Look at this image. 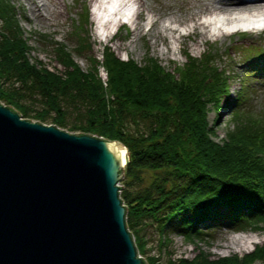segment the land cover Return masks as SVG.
<instances>
[{"label": "trees", "instance_id": "obj_1", "mask_svg": "<svg viewBox=\"0 0 264 264\" xmlns=\"http://www.w3.org/2000/svg\"><path fill=\"white\" fill-rule=\"evenodd\" d=\"M84 10L74 33L76 53L91 58L88 69L57 42L52 47L63 69L53 70L41 59L31 60L32 45L15 2L0 0V100L30 119L126 145L120 196L138 253L148 252L150 227L159 235L158 253L143 257L149 264H264V241L243 256L210 258L200 250L190 258L175 257L173 251L161 255L173 232L195 241L221 227L264 229V111L251 110L250 104L242 108L256 88H247L245 80L234 101H228L243 111L245 121L217 140L209 104L219 108L228 97L229 75L211 67L215 57L185 51V63L167 68L152 55L139 63L104 45L100 60L86 52L94 47L79 30L90 24L88 7ZM245 56L250 62L264 58V49L247 48ZM262 72L255 64L239 78L253 80ZM31 101H38L35 112Z\"/></svg>", "mask_w": 264, "mask_h": 264}, {"label": "water", "instance_id": "obj_2", "mask_svg": "<svg viewBox=\"0 0 264 264\" xmlns=\"http://www.w3.org/2000/svg\"><path fill=\"white\" fill-rule=\"evenodd\" d=\"M127 153L0 101V264H149L120 196Z\"/></svg>", "mask_w": 264, "mask_h": 264}, {"label": "rangeland", "instance_id": "obj_3", "mask_svg": "<svg viewBox=\"0 0 264 264\" xmlns=\"http://www.w3.org/2000/svg\"><path fill=\"white\" fill-rule=\"evenodd\" d=\"M13 1L24 36L29 38L32 45V50L29 53L32 61L41 59L53 70L63 69V65L57 60L56 51L53 49L57 45L56 43L60 42L68 46V49L73 52L75 60L80 63L83 69L87 70L91 58L88 57L89 55L76 53L78 36L74 33L75 27L79 28L77 22H82L85 13L84 7L87 6L90 24L88 23L89 25L85 29L88 33L84 28L79 30L90 36L94 47L86 52L95 55L100 60L103 59L104 45L111 47L120 58H133L139 63H143L148 56L152 55L167 68L185 63L187 61L185 51H189L194 56L210 55L215 57L216 61L211 67L216 65L217 70H221L224 75H229L228 97L222 98L219 108L209 104L208 120L216 129L215 138L217 140L225 137L228 130L236 128L239 121H245L243 111L234 110L228 103V101L233 102L238 96L245 80L249 82L247 88L255 87L256 89L249 94L250 101L246 100L243 103V110L246 109V105L250 104L251 110L261 109L264 111V72L258 73L257 78L253 80L239 78L249 66L253 67L256 64L264 69V58L254 59L250 62V60H246L245 56L247 48L254 46L261 50L264 49V30L258 35H249L245 31H239L224 39L202 38L201 29L194 28L193 22L190 20V17L195 13L201 15V0H123L120 12L123 11L126 14L121 16L118 26L111 28V33L108 35L106 34L107 30L103 34H100L99 31L103 29L102 22L111 19L113 0L105 2L102 7H105V10L98 8V0H61L60 6L56 5L53 0H40V4L46 3V6L42 5L44 17L38 14L32 0ZM59 8L61 9L60 15L57 14ZM138 11H140L139 15ZM176 18L187 22L173 21L172 24L179 30L174 33L165 31L164 25ZM153 19H155L154 22ZM254 50L256 49L254 48ZM99 74L104 80L107 79L106 70L102 65L99 66ZM16 84H18L17 81ZM0 101L10 105L4 100ZM36 102L38 101L29 102L33 106L30 109L31 112L36 111L35 109L38 107ZM236 231L255 232L260 240L243 247L227 246L226 241ZM170 236V242L163 245L161 254L163 256L166 255V252L173 251L175 257L190 258L200 250L209 254L210 258H218L233 254L243 256L245 253L251 252L255 246L263 243L264 229L259 228L255 231L252 228L236 230L221 227L217 228L208 239L195 241L187 240L182 234L176 232L171 233ZM146 239L148 252L140 255L146 257L147 254H157L160 249L159 235L153 226L148 229Z\"/></svg>", "mask_w": 264, "mask_h": 264}, {"label": "bare ground", "instance_id": "obj_4", "mask_svg": "<svg viewBox=\"0 0 264 264\" xmlns=\"http://www.w3.org/2000/svg\"><path fill=\"white\" fill-rule=\"evenodd\" d=\"M98 1V8L105 10V7H102L105 2L110 0ZM113 1L111 19H107V22H102L101 27L103 29L99 31L100 34H103L106 30V34H110V29L116 27V25L118 26L121 16L126 14L123 11L120 12L123 0ZM32 2L36 6L38 14L44 17L42 7L46 6V3L42 2L40 4V0H32ZM53 2L60 6L61 0H53ZM201 5V15L200 13H195L190 17V20L193 22L194 28L201 29L202 38L224 39L239 31H245L249 35H258L264 30V0H201ZM57 14H61L60 8L57 10ZM137 14L139 15L140 11ZM152 21L154 22L155 19ZM170 21L164 25V30L170 33L179 30L177 26L172 24L173 21L179 23L187 22L180 18L171 19ZM162 53L164 54V51ZM120 181L118 182L119 185H121ZM259 240L260 238L255 232L236 231L226 241V245L234 248L236 246L243 247Z\"/></svg>", "mask_w": 264, "mask_h": 264}, {"label": "built area", "instance_id": "obj_5", "mask_svg": "<svg viewBox=\"0 0 264 264\" xmlns=\"http://www.w3.org/2000/svg\"><path fill=\"white\" fill-rule=\"evenodd\" d=\"M140 255V254H139ZM141 256V255H140Z\"/></svg>", "mask_w": 264, "mask_h": 264}]
</instances>
